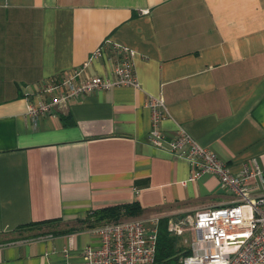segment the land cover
<instances>
[{"label": "crops", "instance_id": "1", "mask_svg": "<svg viewBox=\"0 0 264 264\" xmlns=\"http://www.w3.org/2000/svg\"><path fill=\"white\" fill-rule=\"evenodd\" d=\"M110 42L136 50L141 88L28 115L50 77L109 73ZM149 94L164 98L166 138L181 124L233 171L255 156L264 173V0H0V264L79 262L103 206L138 200L121 218L168 222L236 199L212 173L184 181L188 160L147 140Z\"/></svg>", "mask_w": 264, "mask_h": 264}, {"label": "built area", "instance_id": "2", "mask_svg": "<svg viewBox=\"0 0 264 264\" xmlns=\"http://www.w3.org/2000/svg\"><path fill=\"white\" fill-rule=\"evenodd\" d=\"M103 45L94 48L88 59L103 56ZM108 47L109 73L81 78L84 63L68 70L61 78L50 77L43 88L49 97L29 103L28 115L35 121L69 98L97 89L119 85L141 88L134 68L136 50L117 42H110ZM146 105L151 118L147 140L188 160L191 170L184 181L212 173L217 176L220 186L230 189L236 199L229 204L198 209L176 220L169 219V233H182L184 223L189 222L192 235L190 252L174 261L158 263L155 260L159 216L152 214L95 224L90 231L98 237V242L82 248L79 262L67 260L59 264H264V193L253 195L250 183L257 179L259 185H264V173L257 157L243 161L235 172L181 124H177L172 137L166 138L161 121L168 111L161 94H149ZM64 254L68 257L70 250L65 248Z\"/></svg>", "mask_w": 264, "mask_h": 264}, {"label": "trees", "instance_id": "3", "mask_svg": "<svg viewBox=\"0 0 264 264\" xmlns=\"http://www.w3.org/2000/svg\"><path fill=\"white\" fill-rule=\"evenodd\" d=\"M142 210L138 200L131 202L107 205L90 210L89 219L93 223H100L105 220H116L123 216H136ZM45 221V220H44ZM44 221L31 222V224H40ZM90 223V224H91ZM167 220L160 218L158 223L157 242L155 260L158 263L170 262L178 259L180 255L190 252V248L179 244L177 235L171 234L166 228Z\"/></svg>", "mask_w": 264, "mask_h": 264}, {"label": "rangeland", "instance_id": "4", "mask_svg": "<svg viewBox=\"0 0 264 264\" xmlns=\"http://www.w3.org/2000/svg\"><path fill=\"white\" fill-rule=\"evenodd\" d=\"M188 224L189 222L184 223L183 227H185V229L182 230V233L180 234L174 233V235H177V237L179 238V244L186 246V247L190 246V239L192 236Z\"/></svg>", "mask_w": 264, "mask_h": 264}]
</instances>
